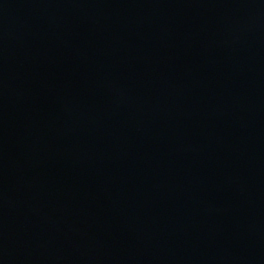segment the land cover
Masks as SVG:
<instances>
[{
	"label": "water",
	"instance_id": "obj_1",
	"mask_svg": "<svg viewBox=\"0 0 264 264\" xmlns=\"http://www.w3.org/2000/svg\"><path fill=\"white\" fill-rule=\"evenodd\" d=\"M0 264H264V0H0Z\"/></svg>",
	"mask_w": 264,
	"mask_h": 264
}]
</instances>
